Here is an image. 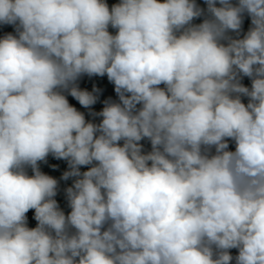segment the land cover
I'll list each match as a JSON object with an SVG mask.
<instances>
[{
	"label": "clouds",
	"instance_id": "1",
	"mask_svg": "<svg viewBox=\"0 0 264 264\" xmlns=\"http://www.w3.org/2000/svg\"><path fill=\"white\" fill-rule=\"evenodd\" d=\"M205 3L0 0V264H264V0Z\"/></svg>",
	"mask_w": 264,
	"mask_h": 264
},
{
	"label": "trees",
	"instance_id": "2",
	"mask_svg": "<svg viewBox=\"0 0 264 264\" xmlns=\"http://www.w3.org/2000/svg\"><path fill=\"white\" fill-rule=\"evenodd\" d=\"M119 0H107V3L111 7V5L118 3ZM196 3L199 7L205 10V15L207 5L205 3V0H196ZM233 3H236V0H233ZM219 6V5H218ZM205 16H201L199 18H196L193 23L194 24H199L203 21ZM251 26V18L245 14L244 19H243V24H242V29L240 33V38L248 31V29ZM113 34H115V29L110 28L109 29ZM13 33L15 34V26L14 25H0V37H3L7 33ZM230 35H233L235 37V33H230ZM241 83L247 87H251V79L249 77H241ZM76 84L81 88L82 90H87L89 92H92L93 89H98L94 93V95L97 96V101L95 104L91 105L89 108H85L82 105L79 104L78 101H76L73 97L68 95L67 92H65V95L67 96L69 103L76 107L78 111H81L85 115V119L87 121H91L93 123L99 124L100 121L102 120L101 116L94 115V113H99L102 111L103 107L105 106V101H114L118 102L119 98L118 95L115 92V86L112 82H110L107 78V76H87V75H82L77 81ZM163 86V85H161ZM243 102L247 104L248 98L247 97H242ZM139 107V105L137 106ZM123 142L121 141V144ZM140 143L143 145V151L148 152L151 151V144L148 139H143L140 141ZM229 150L234 151L235 150V142L229 140ZM212 152H215V149H212ZM40 170L44 172L47 175H50L54 177L55 179L58 180L59 185H58V192L55 197L57 200L60 208L65 212L67 215L71 209L68 205V200L66 197L65 189L68 187H71L73 185V181L76 179L75 177H69L67 180L61 179L63 173L65 171H68V162L64 159H57L52 155H49L46 158V162H40L39 164ZM89 166H81V172L86 171ZM28 174L32 175V170L31 168L27 169ZM27 215V223L29 227H35L36 226V221L34 219V210H29V212L26 214ZM74 231V229H73ZM231 254L233 257H235L238 254L237 249H231ZM232 264H235V260L232 261Z\"/></svg>",
	"mask_w": 264,
	"mask_h": 264
}]
</instances>
